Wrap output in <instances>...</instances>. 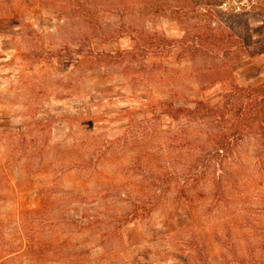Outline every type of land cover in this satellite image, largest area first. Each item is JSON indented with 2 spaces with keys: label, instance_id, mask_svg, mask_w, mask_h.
Returning a JSON list of instances; mask_svg holds the SVG:
<instances>
[{
  "label": "rangeland",
  "instance_id": "rangeland-1",
  "mask_svg": "<svg viewBox=\"0 0 264 264\" xmlns=\"http://www.w3.org/2000/svg\"><path fill=\"white\" fill-rule=\"evenodd\" d=\"M114 1L0 0V264H264L263 109L180 110L264 83V0Z\"/></svg>",
  "mask_w": 264,
  "mask_h": 264
},
{
  "label": "trees",
  "instance_id": "trees-1",
  "mask_svg": "<svg viewBox=\"0 0 264 264\" xmlns=\"http://www.w3.org/2000/svg\"><path fill=\"white\" fill-rule=\"evenodd\" d=\"M4 6L6 4H10V0H2ZM43 4H50V6H58V10H62V15L65 16H78L82 18L87 24L94 26L98 24V19L100 16L112 14L115 9H119L123 3H117V1L112 0H92L93 7H91V4L87 1L83 0H39ZM119 2V1H118ZM71 5L74 10H72L70 13H66L64 8H66L64 5ZM120 4V5H119ZM139 10V8H138ZM65 12V13H63ZM117 12H119L117 10ZM248 27H246V30ZM249 30V29H248ZM212 37H215L214 35H211ZM251 39V37L249 36ZM214 49H218L219 45L215 43L213 45ZM225 48V47H223ZM212 50V49H211ZM214 51V50H213ZM110 56V55H109ZM228 79H220L218 82H226ZM229 82V81H228ZM214 84V82H211V85ZM210 86V85H209ZM231 87H234L230 93V97H228V100L226 99L221 106L216 107H210L207 103L203 101H199L196 103L195 111L188 108H181L180 110L187 112L188 114H197L200 116H207V117H221L225 118L227 115H230V112H233V118L237 121V123L240 125L237 127V130L240 131L243 127V121L246 120L245 115L250 114L253 111H258L261 108L264 112V83L258 84L255 86H248V87H237L235 85H231ZM237 95V97H235ZM232 100H238L239 104L238 107H235L231 103ZM236 108V109H235ZM231 116V115H230ZM260 124H264V117H261ZM224 145L218 146L217 150H224Z\"/></svg>",
  "mask_w": 264,
  "mask_h": 264
},
{
  "label": "crops",
  "instance_id": "crops-1",
  "mask_svg": "<svg viewBox=\"0 0 264 264\" xmlns=\"http://www.w3.org/2000/svg\"><path fill=\"white\" fill-rule=\"evenodd\" d=\"M178 263H179V262H178ZM180 263H181V264H183V262H182V261H180Z\"/></svg>",
  "mask_w": 264,
  "mask_h": 264
}]
</instances>
